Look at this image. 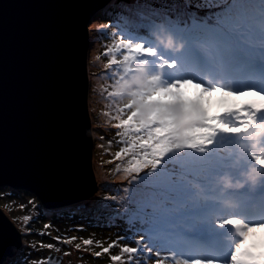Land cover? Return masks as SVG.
I'll return each mask as SVG.
<instances>
[{"label": "snow or ice", "instance_id": "1", "mask_svg": "<svg viewBox=\"0 0 264 264\" xmlns=\"http://www.w3.org/2000/svg\"><path fill=\"white\" fill-rule=\"evenodd\" d=\"M144 7L149 10L125 18L134 32L111 21L97 28L114 29L103 53L109 57L105 75L117 86L108 96L127 97L111 117L121 147L107 163L126 162L128 183L123 195L101 199L113 201L116 219L138 235L135 247L121 245L127 261L121 255L110 260L264 264V193L255 218L240 199L242 189H264V0H184L185 11L176 14ZM226 139L240 152L220 156L215 146ZM22 219L31 234L32 217ZM53 239L71 244L77 237ZM81 239L85 250L94 244ZM129 239L118 237L107 247L96 241L95 256ZM29 248L60 251L42 241L39 249ZM22 264L59 261L25 256Z\"/></svg>", "mask_w": 264, "mask_h": 264}, {"label": "water", "instance_id": "2", "mask_svg": "<svg viewBox=\"0 0 264 264\" xmlns=\"http://www.w3.org/2000/svg\"><path fill=\"white\" fill-rule=\"evenodd\" d=\"M111 1L0 0V187L29 190L47 208L83 201L98 188L89 22ZM22 244L0 206V264Z\"/></svg>", "mask_w": 264, "mask_h": 264}, {"label": "rangeland", "instance_id": "3", "mask_svg": "<svg viewBox=\"0 0 264 264\" xmlns=\"http://www.w3.org/2000/svg\"><path fill=\"white\" fill-rule=\"evenodd\" d=\"M114 3H117L118 7L119 3H127L128 6H130V1L134 0H128L127 2L125 0H118V2H115L116 0H112ZM137 1V0H136ZM110 2L109 5H112ZM152 4V3H150ZM131 7V6H130ZM173 11H171L173 14L184 12V7L181 6H173ZM113 8L111 7V10ZM171 9V8H169ZM115 10V8H114ZM124 11V9H121ZM101 11L107 12L110 11V6L102 9ZM120 11V18L115 19L118 24L122 26V28H125L128 30L130 25L126 23L125 18H134L135 16L133 14H122L123 12ZM102 14L100 12L95 15L92 20L89 22V30H90V48H89V54H88V71H89V78H90V91H89V109L90 114L92 118V132H93V139H94V153H93V167L95 171V175L98 181V188L95 195L102 194L104 187L103 185H110V195H117L121 196L123 193L120 191V189L127 185L128 181L124 179V174L122 172L123 167L126 166V162L122 161H114L113 163H107L110 160H113L114 154L116 151H118L121 147L119 143H117L118 139H113V136H117V129L114 128L112 125L116 123L115 120L111 119L115 115V108L116 107H122L123 104H121L122 101L127 102V97L123 98V100L120 98L117 100L118 97H116V100L112 97L108 96L109 92H112L116 90V85L114 83L113 77H111V74L109 73L108 76L105 75L106 69L105 65L107 63V60L109 57L103 55L105 44L111 45L112 39H110V29H104L102 31H97V28H99L102 25ZM104 23V22H103ZM105 34L107 36H105ZM115 71V69H113ZM110 118V119H109ZM102 137V138H101ZM109 141H111V145H109ZM115 144V145H114ZM115 146L116 148H110V146ZM111 153V154H110ZM121 166V171L117 172L116 168L117 165ZM109 170H112L111 173ZM143 175V173L141 174ZM4 186L0 187L2 189ZM17 190V188H14ZM19 190V189H18ZM2 193L5 194L4 190ZM0 191V192H1ZM3 200L0 199V206L4 209V211L7 213V215L14 221L18 229L22 232L23 236V244L21 248L19 249L18 253L14 256L8 257V259L4 262V264H18L22 263L23 257L29 255V259L33 260H40L41 258H47L51 253H57L63 255V261L59 264H113V262L110 260V257L113 255H121L123 257L124 261L128 260V254L121 252V245L124 243H127L128 241L136 246L134 243V240L137 238V236H134L130 238L128 241L120 240L124 242H120L117 244L116 247H113L109 253L104 254L103 256H100L98 259H93L94 261H91L88 255L90 253H95L97 251L101 250V246L97 245L95 242L99 241L101 238H99L98 235H91V233L87 230H80L75 233H78V238L73 241L71 244H64V243H58L56 240L51 239V241H47V238L38 234L37 231H34V225L31 223L33 221V218L35 216V207L33 204L29 203L30 200L21 202V199L17 198H7L5 195H0ZM85 199L83 201L69 204L70 205H80L81 207L85 206H97V205H106L114 206L116 207V204L111 201L107 200L103 202L96 203L93 200H96V197L93 198V200ZM35 201V200H34ZM37 201H35V204ZM20 204L26 205V207L21 210L19 208ZM98 207V206H97ZM123 205L121 204V208ZM110 211H113V209H110ZM24 216H30L32 217L31 221L28 223L27 227L31 229V234H27L26 229L24 227L23 217ZM113 218H116L115 216ZM48 224V223H47ZM81 226V224L79 225ZM76 230H72V234ZM50 234L54 237H61L62 239L70 238L76 235H70V232L68 230L64 229H56L53 228L52 231L49 230ZM102 234V236H105V238H112L116 239L115 235L109 236V234L105 233H99ZM107 236V237H106ZM123 236V235H122ZM25 237V239H24ZM81 238H91L94 241L93 246H90L87 250H85V246L82 243ZM109 239V240H110ZM114 239V240H115ZM43 242L44 244L47 241L48 243L55 244L57 248L60 249V251H56L55 249L49 250L47 248L39 249V242ZM81 241V242H80ZM116 241V240H115ZM80 242V243H79ZM106 242V241H105ZM103 242V243H105ZM111 243V242H110ZM35 244L36 247L39 249L38 251H33L31 248H29V245ZM76 244H80L81 248L80 250L76 249ZM103 247H106L104 244H101ZM22 249H26V251H22ZM40 251H42V254H38ZM65 253H69V255H65ZM36 254L40 255V258L36 257ZM22 256V257H21ZM96 257V256H95ZM136 259L143 260L144 257L137 256ZM147 264H153L152 259L147 260Z\"/></svg>", "mask_w": 264, "mask_h": 264}, {"label": "trees", "instance_id": "4", "mask_svg": "<svg viewBox=\"0 0 264 264\" xmlns=\"http://www.w3.org/2000/svg\"><path fill=\"white\" fill-rule=\"evenodd\" d=\"M125 1L127 2L128 0H125ZM111 2H113L111 3L112 5H109L110 3L107 5V7L110 6V11L103 12L101 11L102 9L99 11L100 14L104 16L102 17L100 15V17H102L101 19L102 24L107 25L111 21L113 25H117L120 27L122 26L118 24L115 19L120 18L119 14H120V11H122L121 9H124V11H122L123 12L122 14L125 13L127 15L130 13L136 16V13L138 11L147 12L149 10L147 7H144V5L146 4L152 3L153 5L157 7H163L171 11L174 10L172 5L183 7V4H184V0H137V1L134 0V1H130L131 7L125 8V6H128L127 5L128 2L119 3V6L121 7H118L117 3L115 4L114 1H111ZM115 2H118V0H116ZM111 7L113 8L112 10H111ZM120 19L122 20V18ZM109 29H110V32L114 30L111 27H109ZM128 30L133 31V32L136 31L134 28H131V27H129ZM105 36L107 35L105 34ZM114 99L116 100V98ZM119 99L120 98L118 97L117 100ZM125 100L122 101L121 104L126 103ZM112 138L117 139L118 137L113 136ZM110 148H116V147L112 145L110 146ZM215 151L220 156H228L229 153H239L240 152L239 148L237 147L236 142L234 140H228V139L224 140L222 143H218L215 146ZM103 186L105 187H104L102 194L95 195L96 194L95 193L92 197L88 199L92 201L93 198L96 197V200H93V201H95L96 203H99L101 201L103 202L101 198L106 195H110V185L106 184ZM1 190H4L5 192L4 195L10 199H13V198L21 199V202L26 201V199L27 200L33 199L37 201L36 203L37 206L35 207V216L33 218V221H31V223L34 225V228H35L34 231H37L38 234L41 231L49 232V230L52 231L53 228H56V229L68 230L70 232V235L75 234L76 237L78 238V233H75V232L80 231L79 229H82V230L89 231L91 235H94V236L98 235L99 238H101L99 241L101 242V244H104L106 247L110 244V242L112 243L113 241L117 240L118 237H121L122 235L129 236L130 238L137 236L138 238V235L135 234L134 231L131 233L129 232L127 225L123 221L113 218L114 217L113 211H110V209H114L113 208L114 206L112 205V203L110 204V206L97 205L98 207L97 206L81 207L80 205H70V206H62V207H57V208H47L41 203L38 197L29 190H25V189L16 190L11 186H4L2 189H0V191ZM2 192L3 191H1L0 193ZM241 192H242V196L240 197V199L248 203L250 214L255 218L257 216V213L259 212L260 206L254 204L253 201L257 200L260 202L261 195L262 193H264V189L256 188L255 190H253V189L245 188V189H242ZM9 193L11 195H8ZM0 199L3 200L1 196H0ZM47 223L50 224L51 227L45 230L44 226ZM80 224L81 226H79ZM72 230H76V231H74V233L72 234ZM102 232L105 234H109V236L115 235L116 239L112 238L113 240H111L109 238L110 239L109 240L108 238H105V236H102V234H99ZM44 237L47 238V241H51V239H53L54 236L50 234V235H44ZM47 241L45 244H47ZM120 242H124V241H119V243ZM127 243L130 246L134 247V245H132L129 241ZM22 251H26V249H22ZM33 251L35 252L38 250H33ZM38 254H42V251H40ZM38 254H36V257L40 258L41 256ZM88 257L90 258L91 261H94L93 259L99 258V257H95V253H90ZM30 260H33V259H30ZM18 264H22V263H18Z\"/></svg>", "mask_w": 264, "mask_h": 264}, {"label": "clouds", "instance_id": "5", "mask_svg": "<svg viewBox=\"0 0 264 264\" xmlns=\"http://www.w3.org/2000/svg\"><path fill=\"white\" fill-rule=\"evenodd\" d=\"M105 7H106V6H105ZM105 7H104V8H105ZM104 8H103V9H104ZM41 203H42V202H41ZM42 204H43V203H42ZM43 205H44V204H43ZM61 207H62V206H61ZM56 208H57V207H56Z\"/></svg>", "mask_w": 264, "mask_h": 264}, {"label": "bare ground", "instance_id": "6", "mask_svg": "<svg viewBox=\"0 0 264 264\" xmlns=\"http://www.w3.org/2000/svg\"><path fill=\"white\" fill-rule=\"evenodd\" d=\"M110 118H111V116H110ZM110 118H109V119H110Z\"/></svg>", "mask_w": 264, "mask_h": 264}]
</instances>
